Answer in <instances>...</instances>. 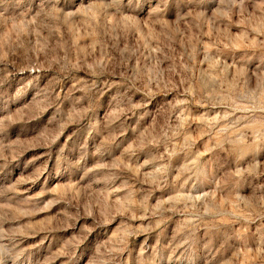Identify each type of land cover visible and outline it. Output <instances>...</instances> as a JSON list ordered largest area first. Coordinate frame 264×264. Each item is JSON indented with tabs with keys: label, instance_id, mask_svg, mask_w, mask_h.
<instances>
[{
	"label": "rangeland",
	"instance_id": "374dc122",
	"mask_svg": "<svg viewBox=\"0 0 264 264\" xmlns=\"http://www.w3.org/2000/svg\"><path fill=\"white\" fill-rule=\"evenodd\" d=\"M0 264H264V0H0Z\"/></svg>",
	"mask_w": 264,
	"mask_h": 264
}]
</instances>
